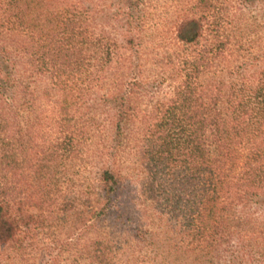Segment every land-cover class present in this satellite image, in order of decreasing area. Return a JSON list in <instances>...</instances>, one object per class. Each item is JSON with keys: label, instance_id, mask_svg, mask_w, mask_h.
Returning a JSON list of instances; mask_svg holds the SVG:
<instances>
[{"label": "trees", "instance_id": "obj_1", "mask_svg": "<svg viewBox=\"0 0 264 264\" xmlns=\"http://www.w3.org/2000/svg\"><path fill=\"white\" fill-rule=\"evenodd\" d=\"M147 1L0 0V254L114 264L151 244L138 226L156 207L177 222L175 252L264 264V36L249 37L264 0H177L160 53ZM244 10L239 61L226 30Z\"/></svg>", "mask_w": 264, "mask_h": 264}, {"label": "rangeland", "instance_id": "obj_2", "mask_svg": "<svg viewBox=\"0 0 264 264\" xmlns=\"http://www.w3.org/2000/svg\"><path fill=\"white\" fill-rule=\"evenodd\" d=\"M178 7L177 0L147 1V20L144 36L147 38L149 49L160 53L170 47V38L173 35L174 23L179 15ZM255 15H260V13L254 11L251 20L255 18ZM245 21H249V17L245 16V10L241 12L237 11L235 14L232 11L231 14H228L229 25H227L226 34L232 38L231 50L229 52L231 59H239V61L245 60ZM260 22L264 24L263 14H261ZM261 23H258L259 28L251 29L249 37L262 38L264 36V25L261 30ZM158 85V95L168 97L171 94L173 87L171 84L164 81ZM52 94L54 95L53 92ZM54 97L58 99L56 95ZM48 111L50 112L49 109ZM133 153V151H126V154L121 157L119 162L123 173L130 180V189L133 191V194H136V192H139L140 180L144 174L141 172L142 168L137 164ZM90 171L93 172L94 168L92 170L90 169ZM86 175L88 174L86 173ZM155 208L146 209L142 215L141 224L138 226L139 230L148 232L147 240L151 244L148 247L136 245L133 247L135 252H118L113 257L114 264H127V261H129V264H226V258L218 260L209 254H201L200 256L191 254L186 251V248L189 246L183 247V252H175L176 247L185 245L180 242L181 239L176 232L175 227L177 226V222L169 219L167 216H159ZM136 209H141V206H137ZM169 245L172 246L169 247ZM48 247L51 248V251L54 249L52 253H57L58 250L55 249L57 247L56 245L50 244ZM63 251L60 255V264H87L85 260L75 256L72 251ZM38 252L43 251L35 250L34 253ZM47 258L46 256L45 259ZM19 261V258L10 253L4 252L0 254V264H21Z\"/></svg>", "mask_w": 264, "mask_h": 264}]
</instances>
